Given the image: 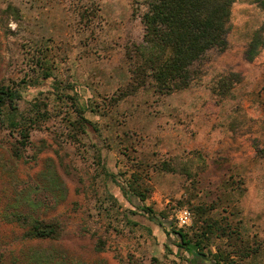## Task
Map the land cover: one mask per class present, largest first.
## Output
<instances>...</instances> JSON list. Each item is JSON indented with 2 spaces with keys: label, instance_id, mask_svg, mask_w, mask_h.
<instances>
[{
  "label": "rangeland",
  "instance_id": "rangeland-1",
  "mask_svg": "<svg viewBox=\"0 0 264 264\" xmlns=\"http://www.w3.org/2000/svg\"><path fill=\"white\" fill-rule=\"evenodd\" d=\"M145 11V0H0V89L41 118L27 138L0 120V263L264 264V46L244 59L256 30L264 39V0L234 2L227 49L170 94L131 75ZM133 180L145 202L122 191ZM183 208L202 257L154 220L174 227ZM11 215L56 224L57 237L31 238ZM203 221L215 224L207 238Z\"/></svg>",
  "mask_w": 264,
  "mask_h": 264
},
{
  "label": "trees",
  "instance_id": "trees-1",
  "mask_svg": "<svg viewBox=\"0 0 264 264\" xmlns=\"http://www.w3.org/2000/svg\"><path fill=\"white\" fill-rule=\"evenodd\" d=\"M236 1L145 0L146 11L140 19L143 26L142 42L135 47L132 59L131 75L136 87L143 88L150 82L160 94L186 89L193 79L192 68L206 52L216 50L223 53L227 49L226 35L230 26L231 7ZM263 46V36L260 30H256L244 51L245 61L252 62ZM49 77L46 70L45 78ZM221 80L219 90L223 91L226 84L238 81L239 78L235 73H231L228 78ZM19 97L18 89H0V120L9 124L11 132H19L21 136L23 134V138H27L29 131L41 121V118L38 111L27 116L18 112L16 102ZM43 118L46 119V116ZM77 118L72 126L77 127L81 124L80 120H84L82 111L78 112ZM255 155L264 161V145L255 149ZM163 168L166 172L172 171L167 164H163ZM122 191L139 202H145L148 198L146 196L148 190L137 180L125 183ZM161 219H164L161 215L154 217L167 236L171 234L176 236L177 248L189 253L193 258L203 256L199 252L201 249L199 240L192 241L185 233V229H177L172 225H169L168 229L165 228ZM11 220L20 226L28 225L31 238L54 240L57 237L56 224L31 221L21 215H11ZM214 227V223L203 221L201 236L207 238L206 236L216 230ZM212 257L215 264H226V260L220 254L216 253Z\"/></svg>",
  "mask_w": 264,
  "mask_h": 264
},
{
  "label": "built area",
  "instance_id": "built-area-1",
  "mask_svg": "<svg viewBox=\"0 0 264 264\" xmlns=\"http://www.w3.org/2000/svg\"><path fill=\"white\" fill-rule=\"evenodd\" d=\"M191 215L186 209H179L175 214V226L177 229H185L190 226Z\"/></svg>",
  "mask_w": 264,
  "mask_h": 264
},
{
  "label": "crops",
  "instance_id": "crops-1",
  "mask_svg": "<svg viewBox=\"0 0 264 264\" xmlns=\"http://www.w3.org/2000/svg\"><path fill=\"white\" fill-rule=\"evenodd\" d=\"M195 261H196V259H195ZM197 262H200V263H201V261H199V260H198ZM205 263H206V262L203 261L201 264H205ZM208 264H209V263H208Z\"/></svg>",
  "mask_w": 264,
  "mask_h": 264
}]
</instances>
